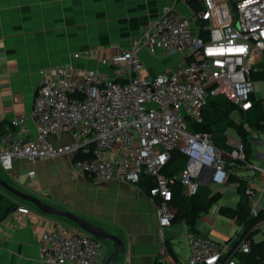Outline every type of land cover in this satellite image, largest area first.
I'll use <instances>...</instances> for the list:
<instances>
[{
    "label": "built area",
    "instance_id": "built-area-1",
    "mask_svg": "<svg viewBox=\"0 0 264 264\" xmlns=\"http://www.w3.org/2000/svg\"><path fill=\"white\" fill-rule=\"evenodd\" d=\"M215 1L214 5L212 0H201L202 10L193 13L198 27L194 18L165 5L129 47L117 46L112 56L101 52V67L77 66L73 61L42 67L31 111L37 132L30 138L12 136L0 148V166L19 179L16 159L35 161L67 154L72 157V169L95 182L115 179L138 184L146 173L155 180L149 196L161 230L175 216L173 186L180 182L184 194H196L208 178L203 165L214 169L213 183L227 182V166L235 161L264 173V167L247 160L239 137L227 136L229 149L225 150L216 145L211 133L192 129L193 122H203L210 96L223 95L249 109L252 73L264 69V0L234 1L233 17L224 23L216 20L217 11L230 6ZM143 48L162 57L177 52L182 59L146 75ZM93 55L89 49L75 53L74 59ZM25 121L21 114L11 124L24 127ZM251 134L264 138V130L253 129ZM53 136L62 143L55 144ZM174 150L186 155L187 162L180 172L168 175L164 169ZM77 154L81 156L75 158ZM247 191L253 194L250 187ZM261 209L253 206L252 215ZM18 211L29 209L21 206ZM242 232L240 226L233 244L188 232L190 253L184 264H240L236 252L251 250V239L241 236ZM41 242L42 260L50 264L105 261L104 241L84 230L49 229ZM165 249L163 243L161 253Z\"/></svg>",
    "mask_w": 264,
    "mask_h": 264
},
{
    "label": "crops",
    "instance_id": "crops-1",
    "mask_svg": "<svg viewBox=\"0 0 264 264\" xmlns=\"http://www.w3.org/2000/svg\"><path fill=\"white\" fill-rule=\"evenodd\" d=\"M221 1L228 6L234 2ZM165 5L194 18V10L186 0H0V148L5 147L12 136L30 138L36 134L31 111L42 67L69 61L77 66L101 67V52L112 56L117 46L129 47ZM194 25L198 27L199 21ZM89 49L93 51L92 58L74 59L75 53ZM140 54L144 60L143 73L150 76L182 59L177 52L154 56L146 48ZM150 59H153L151 64L159 62L161 66L150 70ZM21 114L26 116L25 126L12 125V119ZM242 121L248 125L243 118ZM249 129L252 132L253 129ZM64 137L69 141L68 133ZM52 139L55 144L62 143L55 136ZM247 146L250 164L264 167V138H254L251 134ZM71 163L72 157L67 154L35 161L16 159L14 169L20 178H13L1 166L0 176L14 186L18 183L20 186L16 187L21 190L118 235L124 248L112 264H182L175 250L174 255L167 249L161 253L164 242L156 207L138 184L115 179L95 182L73 170ZM243 168L250 173L242 174ZM29 170H34V174L29 175ZM204 171L208 178L201 184H207L216 192L211 187L212 182L207 183L209 169ZM241 171L239 174L248 180L253 191L251 208H263L264 173L245 166ZM4 189L0 185L1 205L13 204L14 207L0 220V264H50L42 260V234L63 227L82 230L75 222L47 214ZM21 206L29 212L18 211ZM213 206L197 221V233L205 237L201 233L205 224L227 218L219 213L220 205ZM262 226L264 219L254 228L261 232ZM261 239L264 237L255 241ZM107 240L111 242L109 250L112 252L116 244Z\"/></svg>",
    "mask_w": 264,
    "mask_h": 264
},
{
    "label": "trees",
    "instance_id": "trees-1",
    "mask_svg": "<svg viewBox=\"0 0 264 264\" xmlns=\"http://www.w3.org/2000/svg\"><path fill=\"white\" fill-rule=\"evenodd\" d=\"M188 5L194 11L202 10L203 5L201 0H186ZM204 21L201 22L203 26ZM264 67V64L261 65ZM253 80H264V69L252 73ZM252 106L244 110L229 98L223 95L210 96L206 105L203 108V122L192 123V129L201 130L211 133L217 146L222 149H229L227 144L226 128L234 127L237 130L238 137L245 144L246 158L250 160V150L247 146V140L251 137V129L264 130V98H257L254 94L251 95ZM237 110L244 121L238 123L232 118V112ZM77 154L75 158L80 157ZM187 157L179 150L172 151V155L164 172L168 175H173L180 172L186 165ZM244 163L241 161L234 162L227 166L229 170L228 182L236 185L239 199L234 206L222 204L219 207V213L239 226H243L241 236L247 235L251 239V250L249 252H236L235 256L244 264H263L264 263V239L255 241L253 236L259 232L257 224L264 219V211L261 209L257 215L251 213V193L247 191L249 187L248 180L239 174ZM138 185L149 195L150 188L155 185V180L152 176L144 173ZM220 191L212 192L207 184H200L196 194L188 196L184 194L183 187L178 182L173 186V199L171 204L176 212L173 222L182 221L187 226L188 232L196 233L197 221L202 214L209 209L221 197ZM2 196H0V220L5 217L13 209V204L1 205ZM103 240V239H102ZM107 256L104 264H106Z\"/></svg>",
    "mask_w": 264,
    "mask_h": 264
},
{
    "label": "rangeland",
    "instance_id": "rangeland-1",
    "mask_svg": "<svg viewBox=\"0 0 264 264\" xmlns=\"http://www.w3.org/2000/svg\"><path fill=\"white\" fill-rule=\"evenodd\" d=\"M234 1H236V0H234ZM212 3L215 5L216 1L212 0ZM229 5H230L229 8L224 7V8H222L221 11H217L218 17L216 20L218 22L224 23V22L232 19V17H233L232 13H231L232 3ZM194 22H196V20H194ZM152 62H153V59H150V70H156L157 68H159L161 66V63H159V62L158 63L155 62L154 64H151ZM253 82H254V95L257 98H264V80L263 79H256ZM232 118L234 120H236L238 123L242 122V116L240 115V113L237 110L232 112ZM226 134L229 137H233V138L238 137L237 130L234 127L226 128ZM0 171H1V173L3 172V170L1 168H0ZM241 173L248 175L250 173V170L243 168ZM15 185L18 187L20 186L18 183H16ZM211 187L214 191L216 190V191L222 192L221 197L216 202L217 205L225 204V205L234 206L235 203L237 202L239 195L237 193L235 184L229 183L228 181L225 183H213L212 182ZM6 192H8V191H6ZM9 194H11V193H9ZM263 227L264 226H262L261 232H258L256 234V236H254L255 240L260 239L261 237L262 238L264 237V232H263L264 228ZM239 230H240V226L238 224H236L234 221H232L231 219L220 218V220L218 222H216L215 224H212L211 222L205 224L201 230V233L206 235L207 237H209L210 239H212L214 241L222 242L224 240H229V242L231 244H233L236 241V236H237V233ZM187 234H188V232H187V226H186V229L182 233V235L178 239L173 241V248H174L175 252L178 253V254H176V257L179 259V261L182 264L185 262V259L187 258L188 252L190 250L188 242H187ZM223 235L225 236V238L223 237ZM103 241H104V252H105V254H107V258H108V255L111 252V250H109V248H110L109 245H111V242L108 240H103ZM240 264H244V263H240Z\"/></svg>",
    "mask_w": 264,
    "mask_h": 264
},
{
    "label": "water",
    "instance_id": "water-1",
    "mask_svg": "<svg viewBox=\"0 0 264 264\" xmlns=\"http://www.w3.org/2000/svg\"><path fill=\"white\" fill-rule=\"evenodd\" d=\"M202 168L204 170L209 169V180L207 181V183H209L214 169L212 167H207L205 165H203ZM0 185L9 192H11L12 194H14L15 196H17L18 198L32 203L33 205H35L36 207H38L40 210H42L47 214L65 217L75 222L82 230L98 238H101L103 240L110 239L114 241L116 244V248L108 255L106 264H112L115 257L123 250L124 242L118 235L105 230L101 226H98L97 224L85 219L79 214L69 210L58 208L50 203H47L41 198L32 195L28 192H25L20 188L14 186L9 181L4 179L2 176H0ZM184 226H185L184 222L178 221V222H173L171 225H166L162 227L161 230L162 239L164 241L167 251L171 255L175 254L173 248V241H175L182 235V233L184 232Z\"/></svg>",
    "mask_w": 264,
    "mask_h": 264
}]
</instances>
